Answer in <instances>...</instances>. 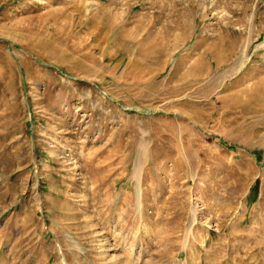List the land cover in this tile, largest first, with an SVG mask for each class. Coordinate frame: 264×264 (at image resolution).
I'll use <instances>...</instances> for the list:
<instances>
[{"label": "rangeland", "instance_id": "1", "mask_svg": "<svg viewBox=\"0 0 264 264\" xmlns=\"http://www.w3.org/2000/svg\"><path fill=\"white\" fill-rule=\"evenodd\" d=\"M0 264H264V0H0Z\"/></svg>", "mask_w": 264, "mask_h": 264}]
</instances>
